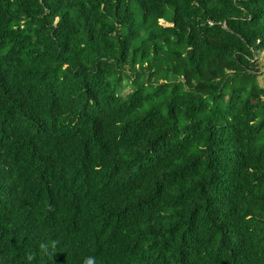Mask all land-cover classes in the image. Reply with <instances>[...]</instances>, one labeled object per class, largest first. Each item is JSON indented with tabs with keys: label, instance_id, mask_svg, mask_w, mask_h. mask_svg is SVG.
Returning <instances> with one entry per match:
<instances>
[{
	"label": "trees",
	"instance_id": "trees-1",
	"mask_svg": "<svg viewBox=\"0 0 264 264\" xmlns=\"http://www.w3.org/2000/svg\"><path fill=\"white\" fill-rule=\"evenodd\" d=\"M263 51L264 0H0V264H264Z\"/></svg>",
	"mask_w": 264,
	"mask_h": 264
},
{
	"label": "clouds",
	"instance_id": "clouds-1",
	"mask_svg": "<svg viewBox=\"0 0 264 264\" xmlns=\"http://www.w3.org/2000/svg\"><path fill=\"white\" fill-rule=\"evenodd\" d=\"M54 245H55V242H52V247H54ZM38 247L40 250H42L44 255L50 256L49 245L47 242H44V241L39 242ZM27 260L29 264H31L33 257L31 255H28ZM81 264H98V257L95 255H91V254L86 255L82 258Z\"/></svg>",
	"mask_w": 264,
	"mask_h": 264
},
{
	"label": "rangeland",
	"instance_id": "rangeland-1",
	"mask_svg": "<svg viewBox=\"0 0 264 264\" xmlns=\"http://www.w3.org/2000/svg\"><path fill=\"white\" fill-rule=\"evenodd\" d=\"M163 26L165 27H170L172 26L170 23H166L164 21L160 22ZM259 65H260V76H259V84L264 87V51L261 52L259 56Z\"/></svg>",
	"mask_w": 264,
	"mask_h": 264
}]
</instances>
